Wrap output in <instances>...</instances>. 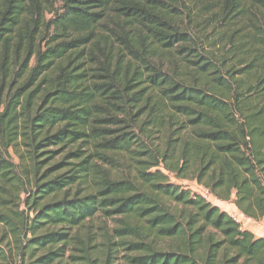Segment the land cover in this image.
<instances>
[{"label":"trees","instance_id":"1","mask_svg":"<svg viewBox=\"0 0 264 264\" xmlns=\"http://www.w3.org/2000/svg\"><path fill=\"white\" fill-rule=\"evenodd\" d=\"M171 177L264 222V0H0V264H264Z\"/></svg>","mask_w":264,"mask_h":264},{"label":"rangeland","instance_id":"2","mask_svg":"<svg viewBox=\"0 0 264 264\" xmlns=\"http://www.w3.org/2000/svg\"><path fill=\"white\" fill-rule=\"evenodd\" d=\"M170 180L172 183H174L176 185H180L184 189H188L192 193L202 196L211 205L218 207L219 210H221L222 212H226L227 214H229L234 219H238V218L242 217L241 213L237 210V208L233 205V203L222 202V201L215 199L214 197H212L208 193V191L205 188L197 185L195 182L179 181V180H175L173 177H171ZM24 215H26V213ZM240 219H241L240 223H241L242 228L253 227L254 235L256 237L264 236V224L262 222H256V221H253V220L248 219V218H246V219L240 218ZM4 233H5V235L6 234L8 235V233L4 229V226H0V240L4 237ZM4 241L5 240H3V243L0 245H4V243H5ZM7 242L9 243L7 247L13 248L14 243H13L12 239L9 238V236L7 237ZM118 263L122 264L121 260H118Z\"/></svg>","mask_w":264,"mask_h":264},{"label":"crops","instance_id":"3","mask_svg":"<svg viewBox=\"0 0 264 264\" xmlns=\"http://www.w3.org/2000/svg\"><path fill=\"white\" fill-rule=\"evenodd\" d=\"M242 215V214H241ZM240 218H244V219H246L243 215H242V217H240ZM240 218H238V219H235L237 222H239L240 223ZM263 224H264V222H262ZM241 224V223H240ZM243 229H245V230H248V231H250V232H252L253 234H254V229H253V227H250V228H243ZM259 237H264V236H259Z\"/></svg>","mask_w":264,"mask_h":264}]
</instances>
